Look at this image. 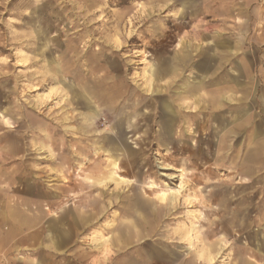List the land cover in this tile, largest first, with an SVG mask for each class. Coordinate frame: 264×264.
Instances as JSON below:
<instances>
[{
	"label": "rangeland",
	"instance_id": "1",
	"mask_svg": "<svg viewBox=\"0 0 264 264\" xmlns=\"http://www.w3.org/2000/svg\"><path fill=\"white\" fill-rule=\"evenodd\" d=\"M109 157L132 184L87 187ZM13 211L63 264H264V0H0L4 234Z\"/></svg>",
	"mask_w": 264,
	"mask_h": 264
},
{
	"label": "crops",
	"instance_id": "2",
	"mask_svg": "<svg viewBox=\"0 0 264 264\" xmlns=\"http://www.w3.org/2000/svg\"><path fill=\"white\" fill-rule=\"evenodd\" d=\"M202 64V63H201ZM203 69L206 70V67H203ZM201 68V69H202ZM208 68V67H207ZM37 89V88H36ZM42 93H48V92H42ZM40 94V93H38ZM203 95V94H202ZM41 98V97H39ZM43 99V98H42ZM166 108V112H171V107L167 104V103H163ZM167 115V124L165 126L170 125V115ZM95 112L92 111L91 114H87L85 119L86 121H89V124L92 123V120L95 119ZM3 122L5 125L7 126H11L10 121L7 118H2ZM130 126H133L132 123L130 124ZM129 126V127H130ZM167 129V128H166ZM7 153H10V151H12L13 149L10 147H8ZM98 151L95 150V153H97ZM108 159V165H110L109 170L108 171H101L98 173H95L93 175L91 174H86L85 176H83V182L86 183L87 187L90 188H96V187H106L107 183H112L114 184V187H122V186H129L132 184V180L129 178H126L124 176H121L120 174L117 173L116 169H120L119 166V162L116 159L113 158H107ZM114 165L116 168H114ZM171 168V167H168ZM111 171H115V173L117 175H119L120 177L125 178L127 181L126 182H118V181H112V179H110V174ZM176 171L178 172H182L181 169H176ZM149 183V182H148ZM88 184V185H87ZM148 187V184H147ZM150 188V187H149ZM150 189H154V188H150ZM159 195V193H158ZM160 197V195H159ZM168 202L170 204H172L170 202L169 199ZM166 200H161L160 197V201L161 202H166ZM13 211V213H9L8 216L10 215L11 220L13 222L12 226L10 228H8V234L7 233H3L0 230V264H63V263H59L57 260H55V253L52 251V245L55 246L54 250H62L65 248V244H64V236L66 234H62L63 231H61L58 227H56L53 231L52 234H54L55 236L51 238L52 242L51 246L49 247H44L42 242H37L34 239H37L36 235L39 234V238L38 239H42L40 237H42V234L37 230V229H33V227H35L36 222L33 221V219L31 218V216L28 217V215H24L21 214L20 212H15ZM70 212V211H69ZM137 224L141 225V227H143L144 230L149 231L150 225L148 224V222L145 221V224L143 223V221L137 222ZM133 228H135V225H131ZM136 231V230H135ZM68 236V235H66ZM14 238V241L11 242L10 244H7V242H5V240H11ZM106 237L103 238V240H105ZM33 240V242H32ZM185 243V241H183ZM187 243V242H186ZM32 246H36L35 250H37V252H35L36 256H32L30 257L29 255H23V256H17V253H20V250L24 249V248H30ZM40 246H43L44 249H42ZM188 248L190 249L191 247L188 246ZM40 251H42L40 253ZM198 258H202V254H199ZM149 260V259H148ZM175 264V263H174ZM179 264H201L200 260L198 259H184L182 260V263Z\"/></svg>",
	"mask_w": 264,
	"mask_h": 264
},
{
	"label": "bare ground",
	"instance_id": "3",
	"mask_svg": "<svg viewBox=\"0 0 264 264\" xmlns=\"http://www.w3.org/2000/svg\"><path fill=\"white\" fill-rule=\"evenodd\" d=\"M52 94H53V92H51V93L50 92H48V93H40L39 96L41 98H43V99L49 100L50 97L52 96ZM114 168H116L115 165H114ZM160 169H166V167L161 166ZM162 175H167L168 176V174H166V173H164ZM110 179H112V181H118V182H126L127 181L125 178L120 177L119 175H117L115 173V171H111ZM148 187L155 188L156 185H155L154 182L150 181L148 183ZM183 189H184V185L181 182L176 187H169L166 190H161L159 192V195L161 197V200L164 201L166 199H169L172 204H175V202L177 201L178 195L180 193V190H183ZM192 228H193V226L188 230V233H187L188 243H190L192 241V239H193V236H192V233H191L192 230H193ZM191 244H192V242H191Z\"/></svg>",
	"mask_w": 264,
	"mask_h": 264
}]
</instances>
